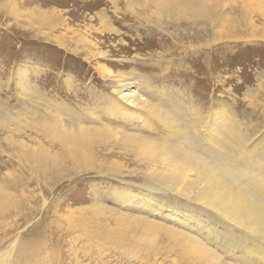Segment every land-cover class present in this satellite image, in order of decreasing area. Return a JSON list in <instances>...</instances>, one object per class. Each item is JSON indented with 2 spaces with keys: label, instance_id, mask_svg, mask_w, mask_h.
I'll return each mask as SVG.
<instances>
[{
  "label": "rangeland",
  "instance_id": "1",
  "mask_svg": "<svg viewBox=\"0 0 264 264\" xmlns=\"http://www.w3.org/2000/svg\"><path fill=\"white\" fill-rule=\"evenodd\" d=\"M148 1L0 0V263L198 264L156 228L180 230L175 220L116 197L122 187L146 193L139 184L153 168L116 143L125 121L106 106L116 87L132 82L133 91L150 89L143 95L152 103L171 97L204 116L221 113L247 133L248 148L262 149L264 0H207L200 16L172 6L159 12ZM135 121L166 137L160 124ZM42 122L111 135L72 154ZM118 214L144 222L119 223Z\"/></svg>",
  "mask_w": 264,
  "mask_h": 264
},
{
  "label": "bare ground",
  "instance_id": "2",
  "mask_svg": "<svg viewBox=\"0 0 264 264\" xmlns=\"http://www.w3.org/2000/svg\"><path fill=\"white\" fill-rule=\"evenodd\" d=\"M149 1L159 12L172 6L178 13L200 16L209 10L207 0ZM260 11L264 17V4ZM82 40L91 42L86 37ZM132 84L125 82L116 87L115 93L109 95L111 104L106 109L125 121L116 131V143L128 152L134 151L140 161L151 164L153 169L146 174L149 181L139 184L146 193L122 187L115 192L116 197L147 214L175 220L180 230L155 222L156 228L172 235L174 246L198 264H228L216 250L226 252L233 264H264V147L248 148L247 133L232 119H223L221 113L204 116L171 97L162 96L164 102L152 103L143 95L149 88L144 87L140 93L131 89ZM138 117L160 124L166 137L159 139L147 134L143 124L135 121ZM37 126L72 154H85L84 144L92 139L103 141L111 135L107 127L83 123L61 128L60 132L44 122ZM160 194L172 195L185 207L171 206ZM121 216L116 217L119 223L142 220ZM144 225L146 230L147 222Z\"/></svg>",
  "mask_w": 264,
  "mask_h": 264
}]
</instances>
